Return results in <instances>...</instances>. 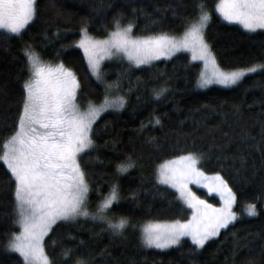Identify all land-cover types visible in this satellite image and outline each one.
Listing matches in <instances>:
<instances>
[{
    "label": "trees",
    "instance_id": "trees-1",
    "mask_svg": "<svg viewBox=\"0 0 264 264\" xmlns=\"http://www.w3.org/2000/svg\"><path fill=\"white\" fill-rule=\"evenodd\" d=\"M195 0H36V15L19 34L0 30V145L14 131L29 78L24 49L31 47L48 62L71 68L79 81L77 102L86 107L105 94L124 97L123 107L102 113L93 123L91 149L79 155L89 184L93 212L115 184L119 199L108 208L112 219L124 216V233H113L104 221L89 218L57 221L44 239L52 264H264V70L245 75L230 86L198 87L200 61L187 52L136 64L118 55L101 66L103 82L91 73L77 42L81 29L104 38L132 24L134 36L166 32L180 35L193 17ZM210 14L205 39L225 70L264 64V29L247 30L222 20L218 0H204ZM106 83L115 86L105 89ZM163 88L160 96L154 90ZM159 117V123L154 122ZM2 151V148H0ZM200 155L198 167L219 172L236 194L238 216L205 245L192 250L190 237L179 245L143 244L139 227L149 221L186 220L192 209L172 186L158 178V166L183 152ZM131 157L134 166L119 171ZM14 178L0 161V264H22L7 247L14 223ZM209 204L223 201L194 186ZM248 203L256 213L248 215ZM67 252L68 255H64Z\"/></svg>",
    "mask_w": 264,
    "mask_h": 264
},
{
    "label": "snow or ice",
    "instance_id": "snow-or-ice-1",
    "mask_svg": "<svg viewBox=\"0 0 264 264\" xmlns=\"http://www.w3.org/2000/svg\"><path fill=\"white\" fill-rule=\"evenodd\" d=\"M216 9L228 21H238L245 29H264V0H218ZM193 17L186 18L185 30L180 36L166 32L133 37L132 24L121 26L114 21V30L103 39H95L81 29L83 35L77 42L84 47L89 67L96 79L103 82L100 70V54L122 52L136 64L147 63L157 56H169L180 49L189 48L193 58L203 60L198 84L204 87L213 81L234 84L245 73L264 70V64L253 63L248 67L222 69L204 39V29L210 14L204 0H195ZM36 15L35 0H0V28L19 34ZM30 76L23 82V101L14 131L3 139L0 161L6 164L14 178V223L21 231L12 233L7 247L16 250L22 264H52L43 246V237L55 221L77 216H92L107 222L113 233L122 234L129 221L121 216L112 219L105 209L119 199L117 186L90 212L87 204L89 184L78 156L94 144L90 133L93 121L105 108L123 107L124 97L107 94L100 105L87 102L83 110L77 104L79 81L71 68L62 62L47 63L31 47L24 49ZM106 83L105 89L114 87ZM163 88L154 90L160 96ZM159 123V117L154 116ZM200 155L183 152L163 161L158 166L157 178L171 184L193 211L186 220L149 221L142 227L141 240L145 245L168 248L179 245L182 237H190L193 251L215 237L221 228H227L238 213L233 210L236 194L219 172L205 173L197 167ZM134 166L131 157L117 164L119 171ZM205 183L209 192H217L223 201L219 206L196 196L188 182ZM244 211L253 215L256 206L248 203ZM64 255H68L67 252ZM77 264H86L78 260ZM195 264V262H193Z\"/></svg>",
    "mask_w": 264,
    "mask_h": 264
},
{
    "label": "rangeland",
    "instance_id": "rangeland-1",
    "mask_svg": "<svg viewBox=\"0 0 264 264\" xmlns=\"http://www.w3.org/2000/svg\"><path fill=\"white\" fill-rule=\"evenodd\" d=\"M36 1V0H35ZM214 10L216 11V14L222 19V20H224V21H226V22H230V23H236V24H238V25H240L241 27H243V25L242 24H240L238 21H228V20H226L223 16H222V14L216 9V7L214 6ZM30 22V21H29ZM210 22V19H209V21H208V23ZM207 23V24H208ZM28 25V24H27ZM26 25V26H27ZM25 26V27H26ZM207 26V25H206ZM206 26H205V29H206ZM244 28V27H243ZM205 29H204V39H205ZM259 29V28H258ZM258 29H255V30H258ZM0 30H4V31H6V32H8L6 29H3V28H0ZM22 30H24V29H22ZM21 30V31H22ZM247 30H249V29H247ZM21 33V32H20ZM14 34H17V33H14ZM83 35V34H82ZM88 36H90V37H92V38H95V37H93V36H91L90 34H87ZM131 35L133 36V37H137V36H134L133 34H132V30H131ZM180 35H182V34H180ZM180 35H175V36H180ZM82 37V36H81ZM107 37V36H106ZM106 37H104V38H106ZM81 39V38H80ZM79 39V40H80ZM95 39H103V38H95ZM205 41H206V39H205ZM77 45L82 49V51H83V53H84V55H85V58H86V60H87V63H88V66H89V62H88V57H87V55L85 54V51H84V47L83 46H81L79 43H77ZM187 52V53H189L190 54V56L193 58V52H192V50L191 49H189V48H185V49H180V50H178V51H175V52H173L171 55H169V56H157V57H155L154 59H152V60H156V59H161V58H169V57H171V56H173V55H175L176 53H178V52ZM118 55H122V56H125L126 58H128V56L126 55V54H124V53H122V52H113V54L112 55H105V54H103V53H101L100 54V56H101V58H100V61H99V63H100V69H101V66H102V63H104L105 61H108V60H111V59H113L114 57H116V56H118ZM41 58V57H40ZM42 59V58H41ZM129 59V58H128ZM194 59V58H193ZM43 60V59H42ZM151 60V61H152ZM195 60H198V61H200L201 62V64H202V70L204 69V63H203V60L202 59H200L198 56H197V58H195ZM43 61H45V60H43ZM45 62H47V63H50V64H53V65H55L56 63H53V62H48V61H45ZM29 66V65H28ZM90 68V67H89ZM258 70V69H257ZM90 71H91V69H90ZM92 73V72H91ZM247 74H249V73H245L241 78H240V80L245 76V75H247ZM93 75V74H92ZM29 76H30V71H29ZM94 77H95V75H93ZM96 78V77H95ZM239 81V80H238ZM237 81V82H238ZM236 82V83H237ZM235 84V83H234ZM210 85H220V86H230V85H233V84H228V85H225V84H221V83H219V82H216V81H213L211 84H208V85H206V86H204V87H201V86H199V84H198V87L199 88H201V89H203V88H206V87H208V86H210ZM116 96H119L118 94L116 95ZM113 97V95H109V98L111 99ZM77 98V97H76ZM77 104H78V102H77ZM101 104V103H100ZM100 104H97V106L98 105H100ZM79 105V104H78ZM80 106V105H79ZM87 107V106H86ZM86 107H81L80 106V108L83 110L84 108H86ZM113 109H118V108H105L104 109V111H102L97 117H96V119L102 114V113H104L105 111H108V110H113ZM95 119V120H96ZM94 120V121H95ZM94 121H93V123H94ZM86 150V149H85ZM78 160H79V156H78ZM197 167H198V161H197ZM157 173H158V169H157ZM85 178H86V176H85ZM86 180H87V178H86ZM163 183V182H162ZM166 184V183H165ZM167 185H170V186H172L171 184H167ZM194 186H198V187H201V188H203V189H206V190H208V188H207V186H206V184L205 183H200V184H197L196 182H195V180H191V181H189L188 182V187L192 190V192H194L195 194H196V192H195V190H194ZM173 187V186H172ZM174 188V187H173ZM175 190H177L176 188H174ZM178 191V190H177ZM213 193H216L218 196H220V194L219 193H217V192H213ZM88 195H89V192H88ZM196 196H198L197 194H196ZM199 197V196H198ZM189 205V204H188ZM190 206V208L192 209V207H191V205H189ZM86 207H88V209H89V200H88V196H87V204H86ZM109 207H110V205H109ZM108 207V208H109ZM192 211H193V209H192ZM235 211V210H234ZM237 212V211H236ZM105 214L109 217V215H108V209H105ZM249 215V214H248ZM238 216V215H237ZM83 218H89V219H91V220H100V221H104V220H101V219H99V218H96V219H94L92 216H77V217H75L74 219H67V220H69V221H73V220H77V219H83ZM60 220H65V219H63V218H61V219H59V220H57V221H60ZM57 221H55V223L57 222ZM105 222V224L107 225V222L106 221H104ZM55 223H53L52 225H51V227L55 224ZM142 226L141 227H139V233L138 234H140V237H141V232H142V227H143V225L144 224H141ZM51 227L49 228V230L45 233V235H44V237H43V241H42V243H43V246H44V239H45V237H46V235L49 233V231L51 230ZM128 229V227H126L125 228V230H127ZM125 230L123 231V233L125 232ZM20 231H21V228H20ZM183 238V237H182ZM181 238V239H182ZM152 247H155L154 245H151ZM170 247V246H169ZM157 248V247H156ZM44 249H45V247H44ZM14 250V249H13ZM15 252H17L16 250H14ZM46 252V251H45ZM18 253V252H17Z\"/></svg>",
    "mask_w": 264,
    "mask_h": 264
}]
</instances>
